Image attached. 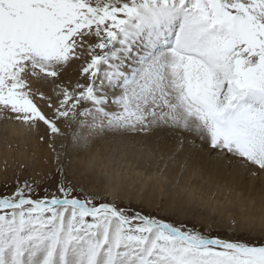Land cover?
Returning <instances> with one entry per match:
<instances>
[{"label": "snow or ice", "instance_id": "obj_1", "mask_svg": "<svg viewBox=\"0 0 264 264\" xmlns=\"http://www.w3.org/2000/svg\"><path fill=\"white\" fill-rule=\"evenodd\" d=\"M0 116L55 166L5 181L0 264H264V0H0Z\"/></svg>", "mask_w": 264, "mask_h": 264}, {"label": "bare ground", "instance_id": "obj_2", "mask_svg": "<svg viewBox=\"0 0 264 264\" xmlns=\"http://www.w3.org/2000/svg\"><path fill=\"white\" fill-rule=\"evenodd\" d=\"M77 72L76 69L74 71V74L72 75L73 78H75ZM5 123L2 125L4 128H6L7 134L9 133L12 138L15 137L17 139H23L25 138L24 135V129L23 125L19 124H14L11 121L5 119ZM45 131V129H44ZM44 131H41L38 135L30 136L27 139V144L26 146V152H18V151H13L11 150V146L7 147H2L0 148V166L5 163V160H7V163H12L14 160H21V161H28L31 160V162H36V164L44 168V164L46 165L47 163H44L45 160L48 162L52 161L51 160V152L50 149L47 146V143L39 141L38 136L43 135ZM14 138V139H15ZM42 142V143H41ZM7 143V142H6ZM109 146H103V152H104V159L101 161L102 165L105 164V159L108 161L111 157H113L115 160H119L120 162L124 160V165L126 166L124 170H120L119 167L117 168H111L108 170H116L119 171L123 174V176L127 179L129 183H135L137 181H140L143 179V175L146 171L151 173L152 171L155 170V161H149L146 157H141L138 154L133 153L131 150L128 152H123V151H114L112 148L109 153V151H106V148ZM18 150V149H17ZM109 157V158H108ZM138 161V164H137ZM123 162V161H122ZM118 163V162H117ZM127 163V164H126ZM133 167H130V165ZM136 164V165H134ZM106 165V164H105ZM105 167V166H104ZM144 168H146V171H143ZM39 170V168H38ZM42 170V169H41ZM196 184H199L200 181L196 179L194 181ZM213 191H217L216 189H213ZM225 195L229 196L230 195V200H236L239 197L238 192H232V193H226L223 191H217V196L218 199H222L223 196ZM247 195V193H245ZM229 200V199H228ZM227 202V201H225Z\"/></svg>", "mask_w": 264, "mask_h": 264}, {"label": "rangeland", "instance_id": "obj_3", "mask_svg": "<svg viewBox=\"0 0 264 264\" xmlns=\"http://www.w3.org/2000/svg\"><path fill=\"white\" fill-rule=\"evenodd\" d=\"M74 71H75V66H73V69H70V74L73 75ZM5 121H6L5 118H3V116H0V148L11 146V150H13L15 152L18 151L19 153L20 152L21 153L26 152L25 144H27L28 137H30L32 135L36 136L41 131H44V129H45V127L43 125H41L39 132L37 134L24 135L25 138L17 139L15 137L12 138V136L9 133L7 134L6 128H4L2 126L5 123ZM65 131H67V129H65ZM112 148H113L112 146H109L106 148V151H109ZM109 153H110V151H109ZM122 161L121 162L119 160L117 161L113 157H111L110 159H108V161L105 159L104 162L106 165L103 164V166H105L106 169L119 167L120 170L121 169L124 170V169H126L125 168L126 166L124 165L125 164L124 160H122ZM20 163H25V164H28L30 166L26 170L22 171L19 168ZM137 164H138V161H137ZM134 165H136V164H134ZM44 166H45L44 168H41L36 164V162L35 163L31 162V160L21 161L20 159L19 160L17 159V160L12 161V163H7V170H5L6 166H5V163H3L0 166V192L5 191V189H4L5 181H7V184H8V191L10 192L12 190V186L16 183L14 174H19L21 176V178L23 179L24 177H28V176L33 175L35 172L40 171L41 169L44 171H47L49 168H52L54 170V167H55L52 164V161L48 162L46 165L44 164ZM130 167H133V164H132V166L130 165ZM38 168H39V170H38ZM120 170H119V172H120ZM143 171H146V168H144ZM227 197L230 200V195ZM221 200H224V196ZM225 203L227 204V202H225Z\"/></svg>", "mask_w": 264, "mask_h": 264}]
</instances>
